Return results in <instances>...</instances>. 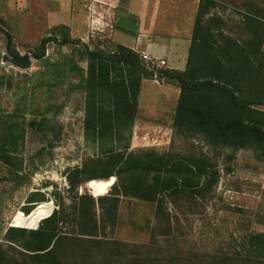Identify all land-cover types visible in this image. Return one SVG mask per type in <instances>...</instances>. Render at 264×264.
Returning a JSON list of instances; mask_svg holds the SVG:
<instances>
[{
	"label": "trees",
	"instance_id": "trees-1",
	"mask_svg": "<svg viewBox=\"0 0 264 264\" xmlns=\"http://www.w3.org/2000/svg\"><path fill=\"white\" fill-rule=\"evenodd\" d=\"M200 4L183 70L148 68L138 52L121 44H114V50L90 48L71 38L65 24L51 27L36 50L24 54L12 49L7 36L8 56L4 58L22 68L30 66L32 57L42 59L50 41L71 43L73 49L81 46L87 67L85 72L80 70L76 87L84 93L83 137L96 154L84 158L68 174L70 187L76 190L73 232L61 231L62 206L42 218L36 228L10 226L5 232L6 246L0 245V264L19 263L18 256L10 252L14 247L21 249L22 264H90L96 249H101L98 252L105 258L100 264L110 263L114 254L108 251L119 242L101 239L100 233L114 226L121 197L154 203L157 216H162L165 199L171 203L182 197L196 199L213 189L218 171L204 152L129 150L133 126L140 117L141 82L153 78L154 73L157 80L179 89L171 119L174 136L187 139L198 135L210 149L249 148L257 159H264V109L255 108L264 107V25L249 18L250 37L243 45L221 34L225 44L216 50L200 29ZM70 66L69 60L62 64L46 60L44 70L23 90L20 103L11 111L0 110V165L15 186L26 183L20 150L27 132L43 142L54 133L61 104L52 102V95L63 85L61 77ZM38 88L43 89L44 103L31 108L35 103L27 100V91ZM96 183L97 193L92 188ZM28 202L14 225L20 224V216L31 213L35 202L51 204L39 193L31 194ZM243 252L240 259L228 254L215 256L212 264H264V231L248 234Z\"/></svg>",
	"mask_w": 264,
	"mask_h": 264
},
{
	"label": "rangeland",
	"instance_id": "rangeland-1",
	"mask_svg": "<svg viewBox=\"0 0 264 264\" xmlns=\"http://www.w3.org/2000/svg\"><path fill=\"white\" fill-rule=\"evenodd\" d=\"M93 1L98 3L93 9L99 18L112 7L103 1ZM130 1V13L134 14L140 0ZM199 1L202 9L200 29L216 50L225 44L222 35L243 45L250 37L248 20L264 25V0ZM185 2L193 0H183ZM86 15L89 16L90 11L83 12L77 0H0V52L3 54L0 59V110L11 111L20 103L23 90L36 73L44 70L46 60L53 64L69 60L72 66L67 68L66 77H61L65 79L63 85L53 91L52 102L61 104V109L54 119V133L49 141L43 142L31 131L26 134L20 150L26 183L15 186L0 165V245L4 247L8 227L36 228L42 218L61 206V231L73 232L76 228L72 217L76 190L71 189L68 174L84 158L96 154V149L83 137L84 93L76 87L80 70L85 72L87 67L80 55L81 46L75 45L73 49L71 43L50 41L45 44L42 59L32 57L30 66L22 68L4 58L8 56L7 36L11 37L12 49L24 54L36 50L40 38L49 36L51 27L65 24L70 27L71 38L89 44L90 48L114 50L115 43L105 34L91 37L85 30V35H78L76 28L84 29ZM161 67L167 68L166 64ZM41 90L27 91V100L35 103L31 108L44 103ZM178 96L179 92L172 86L156 85L150 80L142 82L139 111L151 118L143 120L140 116L137 119L142 120L133 126L129 150L204 152L216 166L217 182L209 193L196 199L182 197L173 203L165 199L162 216H157L154 203L121 197L114 226L100 233L101 239L119 242L109 249L114 255L107 264L112 261L113 264H212L215 256L224 254L240 259L245 255L246 236L264 231V159H257L249 148L210 149L198 135L187 139L174 136L170 119ZM255 108L264 109L259 105ZM145 121H156L163 126L152 128ZM92 186L95 193L100 191L97 183ZM33 193L42 194L51 204L35 202L29 217L20 216V224L14 225L15 217L20 212L24 214L22 208L30 204L29 197ZM99 250L94 251L90 264H100L105 259ZM20 251L17 247L10 249L20 259L16 264H22Z\"/></svg>",
	"mask_w": 264,
	"mask_h": 264
},
{
	"label": "crops",
	"instance_id": "crops-1",
	"mask_svg": "<svg viewBox=\"0 0 264 264\" xmlns=\"http://www.w3.org/2000/svg\"><path fill=\"white\" fill-rule=\"evenodd\" d=\"M77 1L83 8V12L90 11V17L86 15L84 29L76 28V31H79L78 35H85V30L89 34L90 26L96 27L100 29L101 35H107L115 44L129 47L136 52H146L155 58H164L167 68L176 70L185 68L199 0L185 2V4L183 0H140L134 14L130 13L132 7L129 4L130 0H95L112 6L102 18L94 15L93 6L95 7L98 3L93 0ZM70 33L72 34L71 30ZM171 54H174V57L169 58ZM144 80H150L156 85L172 86L179 92V89L171 84L153 79H143L142 82ZM138 110H140L139 96ZM139 116H142L143 120L151 118L141 114L140 111ZM141 120H137L135 125ZM145 122L152 128L163 126L156 121Z\"/></svg>",
	"mask_w": 264,
	"mask_h": 264
},
{
	"label": "built area",
	"instance_id": "built-area-1",
	"mask_svg": "<svg viewBox=\"0 0 264 264\" xmlns=\"http://www.w3.org/2000/svg\"><path fill=\"white\" fill-rule=\"evenodd\" d=\"M100 32H101L100 29L90 26L89 36H91V37L98 36L100 34ZM138 54L144 60V62L148 66V68H157V67H161L162 65L166 64L164 58H155L146 52H138ZM153 80L158 81L156 73L153 74Z\"/></svg>",
	"mask_w": 264,
	"mask_h": 264
},
{
	"label": "water",
	"instance_id": "water-1",
	"mask_svg": "<svg viewBox=\"0 0 264 264\" xmlns=\"http://www.w3.org/2000/svg\"><path fill=\"white\" fill-rule=\"evenodd\" d=\"M2 55H3V54L0 52V59L2 58Z\"/></svg>",
	"mask_w": 264,
	"mask_h": 264
}]
</instances>
